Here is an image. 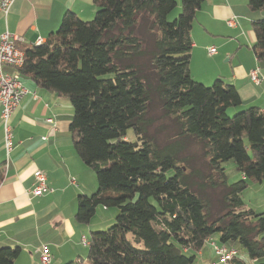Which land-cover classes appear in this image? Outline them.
<instances>
[{
  "label": "trees",
  "instance_id": "16d2710c",
  "mask_svg": "<svg viewBox=\"0 0 264 264\" xmlns=\"http://www.w3.org/2000/svg\"><path fill=\"white\" fill-rule=\"evenodd\" d=\"M203 1L180 0L168 20L176 0H93L92 19L67 11L41 44L17 45L20 75L71 103L72 145L95 173L97 189L78 196L76 221L89 223L98 206L116 209L111 226L90 232L86 262L65 264H191L214 234L219 245L237 241L251 264H264V212L243 200L249 184L264 181V112L237 110L236 88L221 79L192 78L190 30ZM246 3L264 7V0ZM251 26L253 51L264 59V19ZM154 100L174 140L154 126ZM185 139L199 146L203 167L192 154L179 156ZM230 159L243 176L233 183L222 166ZM20 252L0 247V264H14ZM225 264L245 262L234 255Z\"/></svg>",
  "mask_w": 264,
  "mask_h": 264
},
{
  "label": "crops",
  "instance_id": "0c3cea01",
  "mask_svg": "<svg viewBox=\"0 0 264 264\" xmlns=\"http://www.w3.org/2000/svg\"><path fill=\"white\" fill-rule=\"evenodd\" d=\"M246 1H203L190 30L189 71L194 80L205 85L215 79L233 85L241 99L237 110L255 106L264 112V59H258L253 51L251 26L252 21L264 19V7L251 10ZM67 11L86 21L94 17L96 6L93 0H14L6 13L0 10V34L8 31L20 38L17 45L31 46L57 31ZM232 16L235 24L229 26L226 20ZM210 47L216 52L209 54ZM254 68L259 69V83L249 78ZM3 70L14 71L9 66ZM21 81L28 93L11 116L12 148L8 153L0 123V247H20L14 264H40L38 248L44 244L51 254L50 264L86 260V233L95 227L93 218L86 224L76 221L77 198L94 193L97 180L72 145L68 131L72 105L65 96L41 88L28 76H21ZM49 117L54 123L46 121ZM35 169L45 172L51 189L40 196L29 193ZM252 186L246 205L264 212V181ZM103 209L108 212L109 208ZM208 250L215 253L205 242L197 254Z\"/></svg>",
  "mask_w": 264,
  "mask_h": 264
},
{
  "label": "built area",
  "instance_id": "2783aa9c",
  "mask_svg": "<svg viewBox=\"0 0 264 264\" xmlns=\"http://www.w3.org/2000/svg\"><path fill=\"white\" fill-rule=\"evenodd\" d=\"M14 0H0V10L6 13ZM227 25L233 26L235 24V16L226 20ZM20 38L8 31L0 34V123L3 131V145L8 153L12 148V127L10 123L11 116L14 110L19 105L22 97L28 93V90L24 87L21 81V75L19 68L24 62L23 51L17 47V42ZM43 42L41 38H38L33 43L39 45ZM216 50L214 47L208 48V53L213 54ZM4 66H9L14 69L13 73H7L3 70ZM249 78L255 83L260 82L259 69L254 68L249 72ZM48 123H54L52 118H47ZM45 139V137H43ZM51 190L47 184V176L44 171L35 169L33 171V183L29 193L32 196H40L44 192ZM84 241V238H83ZM206 242H209L213 247L215 254L218 256V262L225 264L235 255V250L226 246L219 245L208 238ZM39 263L50 264L51 254L48 247L44 244L38 248Z\"/></svg>",
  "mask_w": 264,
  "mask_h": 264
},
{
  "label": "rangeland",
  "instance_id": "374dc122",
  "mask_svg": "<svg viewBox=\"0 0 264 264\" xmlns=\"http://www.w3.org/2000/svg\"><path fill=\"white\" fill-rule=\"evenodd\" d=\"M181 11V4H180V0H176V6L174 7V9L168 14V20H173ZM211 85V83L209 84ZM237 110L233 109H229L227 111L228 115H233L236 113ZM150 115L152 117L155 118L154 121V126L157 127L160 124H163L162 130H161V134L162 137H164V139H170V140H174V131L170 126V123L167 119L165 118H160V111L157 107V104L154 100L153 102V106L152 109L150 110ZM127 136H129L131 138V140H133V135H132V131L131 129L128 130L127 132ZM182 147L180 146V150H179V156H185L186 154H192L195 156V166L197 167H203V162L200 160L199 155H200V151H199V146L197 144H195L193 141L190 140H180ZM222 166L225 169V173L227 176V181L228 183H233L237 180L240 179V172L234 162L233 159L224 161L222 163ZM253 188L252 184H249V186L245 189V191L243 192V200L246 204V201L248 200V197L251 198L250 195H252L251 191ZM250 194V195H249ZM256 198V197H255ZM253 198V199H255ZM248 207V206H247ZM113 213V216H112ZM115 215H116V209L111 207L108 209V212L105 211L103 209L102 206H98L95 210L94 215L92 216L93 221L92 224L95 228H92L89 232H87L86 236L89 238V233L93 232V231H101V230H105L107 229L109 226H111L114 223V219H115ZM212 238L217 242V244H219V240H218V235L214 234L212 236ZM227 245L229 248H234L235 249V255L237 258L243 259L245 264H251L250 259L246 256V254L244 253V251L242 250V248L240 247L239 243L237 241H230L227 242ZM186 255H190V252L186 253ZM86 262V260H83ZM221 264L218 262V256L213 253L211 250L209 251H204L203 255H198L196 253L194 260L191 264Z\"/></svg>",
  "mask_w": 264,
  "mask_h": 264
}]
</instances>
